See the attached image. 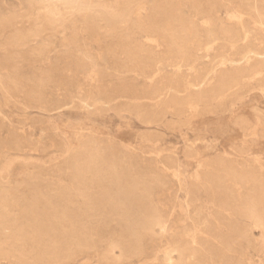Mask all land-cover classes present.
I'll list each match as a JSON object with an SVG mask.
<instances>
[{
	"label": "rangeland",
	"instance_id": "rangeland-1",
	"mask_svg": "<svg viewBox=\"0 0 264 264\" xmlns=\"http://www.w3.org/2000/svg\"><path fill=\"white\" fill-rule=\"evenodd\" d=\"M21 1L0 0V13L6 8L24 9ZM84 1L89 2L90 7L99 2ZM212 1L216 2L217 14L222 20L239 5L238 0L224 7L225 1ZM160 2L148 0L140 19L133 16L129 23L120 24L115 31L107 33L104 23L93 14L95 6L79 11L77 6L68 4L65 5L68 14L59 0H33L34 11L55 6L61 14L38 29L32 19L20 17L15 25L17 32H11L26 39L23 40L25 45L19 42L23 46L12 44V48L4 46L3 51L1 46L10 31L0 35L3 44H0V201H27L33 186L39 184L41 188L44 186L43 191L63 187L75 189L77 182L69 170L72 167L69 158L90 146L93 156L99 154L106 159L98 162L105 183L110 179L112 163L129 168L131 178L145 179V189L151 195H148V203L158 221L156 227L141 225L137 211H132L133 216H129L127 223L133 233L129 231V242L137 229L139 248L129 257L111 262L106 256L114 244L128 240L123 219L116 214L105 213L104 217L92 213L87 218L88 233L93 236L90 249L79 247L56 264H179L180 249L210 238L212 231H218L219 236L211 238L214 252L203 264H264V92H260L258 83L253 80L239 96L231 98L226 112L216 113H209L201 103H192L184 114L174 115L169 108L162 110L155 101H148L145 95L151 93L159 79L146 77L144 74L150 71L152 64L148 62L141 67L129 60V52L139 58L150 48L146 45L149 35L143 27L152 17L153 7ZM169 6L172 14L179 8L185 18L195 14L189 0H170ZM196 19L200 26L203 25L200 17ZM217 22L221 26V22ZM248 27H253L251 21ZM134 32L136 35L132 36ZM201 34L208 41V33L201 31ZM261 38L263 35L257 32L250 36L254 43ZM187 46L198 67L194 70L184 66L178 70L167 65L164 70L168 79L182 81L202 71L215 55L229 52L211 43L206 55L205 48L196 49L194 37L187 41ZM34 47H37L35 52ZM143 102H150L155 108L148 110ZM243 112L250 118L247 128L235 125L236 116ZM216 162L254 177L261 176L262 187L258 182L250 187L233 183L231 202L225 207L211 198L204 188L205 177L213 173L212 163ZM252 196L259 198L255 208L249 203ZM78 201L83 205L82 197ZM237 204L252 207L261 222L238 215L236 226L230 227L220 215H231ZM240 229L247 230L249 238L241 237ZM222 236L228 240L227 250ZM181 263L198 264L189 257ZM0 264L18 263L7 257L0 259Z\"/></svg>",
	"mask_w": 264,
	"mask_h": 264
},
{
	"label": "bare ground",
	"instance_id": "bare-ground-1",
	"mask_svg": "<svg viewBox=\"0 0 264 264\" xmlns=\"http://www.w3.org/2000/svg\"><path fill=\"white\" fill-rule=\"evenodd\" d=\"M59 1L64 4V7L68 4L75 5L79 8V11L80 9L84 11L91 10L90 8L95 6L94 11L92 10L93 14L99 18L98 21L100 20L104 23L106 32L115 31L120 27V24L129 23L133 16L140 19V15L148 3V0H99L97 4L90 7V4H88L89 2L87 3L84 0ZM189 1L192 3L195 13L193 17L196 16L195 18H185L180 8L175 9L173 14L170 13V0H161L160 3L156 4L152 10V17L149 18L146 26L143 27V31H146L149 35V44L146 45H149L150 48L147 51L144 50L145 52L139 58H136V56L134 57L129 52V60L141 65V67L148 62L152 64L150 71L148 73L144 72L146 77L159 79L157 85L152 88L153 90L150 94L145 95V98L148 101H155V104L162 110L169 108L174 115H181L185 113L187 108L191 107L192 103L203 104L209 113H216L219 111L226 112L229 109V101L231 98L239 96L251 85V81L253 80L258 83L260 92H264V0H238L239 5L225 20L219 18L215 1ZM222 1H225L224 4H222L223 7L233 2V0ZM22 3L25 4L24 9L21 7L20 9L6 8L4 12L0 13V35L4 31H10L5 41L3 40L4 45L0 43L3 45L1 46L2 50L4 46L7 48V46L20 44V41L23 42V40H26L25 38H19L20 36H17V33H12L13 31L17 32L15 25L20 17L27 16L28 19H32L36 25L34 27L38 29L44 22L51 21L61 14L55 9V6L54 8L48 6L38 7L39 9L37 8L38 10L34 11L32 9L33 0H22L20 6H22ZM37 3L41 2L37 1ZM65 10L67 13L69 12L67 7ZM197 16L204 21L203 25L200 26L197 22ZM62 17L65 18L66 16ZM217 21L221 22V26H218ZM249 21L253 24L251 28L248 27ZM58 27H60V25ZM55 28H57V26ZM79 28L81 29L82 27ZM82 30L83 29H81V31ZM95 31L96 30H94V32ZM143 31L141 30L140 32ZM201 31H206L208 33V41L203 39L204 36H202ZM89 32L87 31V33ZM135 32L131 35H136ZM255 32L259 33L261 36L263 35V38H261L260 41L257 40L259 42L255 40L256 42L254 43L251 41L250 36ZM191 37L196 39V49L201 50L205 48L206 55L210 49L208 45L211 43H217L223 46V48H227L229 52L224 51L215 55L202 71L194 73L182 81L168 79L166 77V71L164 70V67L167 65L177 68L178 70H181L184 66H188L194 70L198 67L196 61L193 59L194 56L187 46V41ZM23 43L25 45V42ZM21 45L22 44H20V46ZM157 47L160 48L157 49ZM30 52L32 53L33 51ZM10 54H8V56ZM98 58L100 59V56ZM95 65L93 64V66ZM17 67H20V65ZM48 72H46L47 75ZM44 77L46 76L44 75ZM176 78L178 79V77ZM43 85L45 86L44 83ZM36 86L35 88L37 89ZM137 92L139 93V91ZM36 93H38L37 90ZM88 94L90 93L88 92ZM46 104L49 105L47 101ZM143 105L149 110L154 104L143 102ZM235 125L241 128H247V126L250 125V118L246 112L239 113L236 116ZM91 148L90 146H85L83 149L80 148L81 151L79 153L74 155L71 154L72 156L70 155V166L72 167H70L71 169L69 168V170L72 171V176L77 182L75 189H63V187L58 190L50 188L49 184L48 187L50 189H47V187V190L43 191L44 186L41 184L43 186V188H41L39 184V186H33L31 198L29 200L27 199V201L22 200L23 202H20L19 198V200H14L11 203L0 201V259L11 257L18 264H56L66 259L67 256L79 247L89 248L93 236L89 234L90 232L88 233L87 218L92 213H96L99 216L107 213L109 216L113 214L121 216L123 219L122 226L126 228L125 236H128V240L125 243L114 244L110 254L106 256L112 262L129 257V254L139 248L137 229L134 232V239L129 242V231L130 233L132 232L129 230V225H127V223L129 222V216H133V213L131 214L132 211L134 213L137 211L136 217L141 225L155 227L158 225V221L154 216V210L151 204L148 203V199H150L148 195L150 194H147V190L145 189V179L140 180L142 178H140V176L139 180L131 178L129 177V168L123 169L120 166L113 165L115 163H112V165H110V179L105 183L100 174L101 171L99 170L98 162H104L106 159L104 160L103 156L99 154L96 155L97 157L93 156L94 152H92L93 148ZM66 159L67 157L65 160ZM65 160L63 161L65 162ZM212 166L214 171L210 176L205 177L204 188L211 198L218 200L225 207H228L231 202L229 197L231 196L233 183L240 182L244 186L250 187L258 182L262 187L260 180L261 176L254 177L250 173L237 170L238 168H228L223 165V163H212ZM80 197L84 200L83 205L79 204L78 198ZM258 201L259 198L257 197L252 196L249 198V203L253 208L256 207ZM252 207H243L237 204L236 209L231 215H220V217L226 220L230 227L236 226L235 220L238 215H243L255 223L261 222ZM239 235L243 238H249V232L247 230L240 229ZM122 236L120 235V237ZM210 236V238L208 237L202 241L200 240L201 242L198 244L184 245L179 252V264H182V259L186 257L193 259L198 264L205 263L209 258V254L214 252L211 238L219 236L218 231H212ZM221 239L225 249H229L228 240L224 239L223 236Z\"/></svg>",
	"mask_w": 264,
	"mask_h": 264
}]
</instances>
